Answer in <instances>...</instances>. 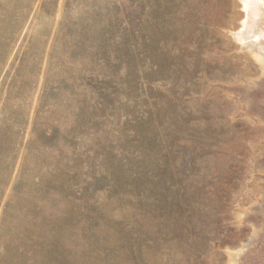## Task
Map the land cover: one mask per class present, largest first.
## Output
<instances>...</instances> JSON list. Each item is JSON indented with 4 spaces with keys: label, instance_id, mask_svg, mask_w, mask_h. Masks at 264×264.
Masks as SVG:
<instances>
[{
    "label": "rangeland",
    "instance_id": "rangeland-1",
    "mask_svg": "<svg viewBox=\"0 0 264 264\" xmlns=\"http://www.w3.org/2000/svg\"><path fill=\"white\" fill-rule=\"evenodd\" d=\"M0 264H264V0H0Z\"/></svg>",
    "mask_w": 264,
    "mask_h": 264
}]
</instances>
